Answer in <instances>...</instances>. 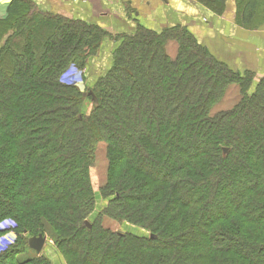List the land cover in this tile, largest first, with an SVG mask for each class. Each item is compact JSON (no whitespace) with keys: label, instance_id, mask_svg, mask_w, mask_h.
I'll return each mask as SVG.
<instances>
[{"label":"trees","instance_id":"1","mask_svg":"<svg viewBox=\"0 0 264 264\" xmlns=\"http://www.w3.org/2000/svg\"><path fill=\"white\" fill-rule=\"evenodd\" d=\"M197 1L221 13L225 0ZM256 2L241 1V24L252 22ZM38 15L30 0H10L0 19V219L10 217L29 237L49 229L68 264H264V76L233 108L210 114L228 83L249 79L180 24L160 32L139 27L117 46L85 113L81 89L60 78L94 55L109 32ZM171 40L178 43L174 59L166 52ZM102 140L109 168L101 190L116 194L103 212L143 224L151 237L115 236L101 216L84 226L94 207L87 170ZM136 156L154 172L159 163L174 164L162 176H144ZM174 178L188 188L174 190ZM135 190L146 201H135ZM20 248H28L21 235L0 253V264H51L17 258Z\"/></svg>","mask_w":264,"mask_h":264},{"label":"rangeland","instance_id":"2","mask_svg":"<svg viewBox=\"0 0 264 264\" xmlns=\"http://www.w3.org/2000/svg\"><path fill=\"white\" fill-rule=\"evenodd\" d=\"M180 1H182L183 3L194 4L196 6V11H194L191 8H183V7L181 10L177 7V5H178L177 3L175 4L174 2H172V4L175 6V11L173 12V14H175L181 20V24H180L181 27H179V28H184L185 30H187V32H189V34H191V36L196 40V42L203 47H205V45L202 42V40H200L199 35L195 33L194 26L201 24L202 21H204L206 18L211 21L209 14H214L216 16H222V15L223 16H225V15L229 16L230 15L229 13H232V17L230 19H233L234 22L238 26L241 23L239 20L240 13H238V10H239V4H241L242 0H225L224 5H223V11L221 13L214 12L213 10H211L210 7L203 5L202 3H200L197 0H180ZM256 1L257 2H256V6H255V14H256V16H258V22L257 23L253 22V24H250V25L247 24L246 25L247 27L259 25L264 21V0H256ZM257 7H258V12L256 13ZM40 15H43V14L39 13L38 16H40ZM212 18H215V17H212ZM225 23H226L225 21L217 20L216 24H214V22L212 20V24H214V26L216 25L217 27H220V28H223V27L225 28ZM175 25L176 24H172L169 26L166 25V26L161 27L160 30L156 31L154 29H151V28L144 26L143 24H139L138 22L133 20V23H131V27L129 28L128 32H125L122 34H117L114 37H112L111 34L109 33V35L107 34L104 37V38L108 37L110 39H114V45L112 47L110 45V49L108 48V51L106 52V54L104 56H102V54H101L102 53L101 50H103V45L101 46V44H102V41L105 39L102 38L101 43H100L99 48L96 51V53L94 55L87 57L84 64L80 67H77L76 71H74L73 73H70L71 68L66 69L65 72L62 74L60 81L63 83H66V84L69 82L68 79L65 77V75L67 73L69 75H71L72 80L77 81L75 83V85H77L78 88L81 89V93L83 94L79 108L81 109L82 112L87 113L92 109L93 105L95 104V102L91 99L90 95H88L87 92L89 89L93 90V91L97 89L96 83L100 82V78L103 75H105L106 71L112 65L113 56H114L113 53L116 50L117 46L121 43V41L124 40L125 35L134 33L135 31H137V29L139 27L151 29V30H154L156 32H160L165 27H172L173 28ZM209 27L211 28L212 26L210 25L208 27H205V26L199 25L198 30H203L202 33H204L207 31V29H209ZM176 31H178V30L176 29ZM215 41H216L217 46L221 45V42L218 39H216ZM169 42H171L172 45L173 44L175 45V50H176L175 53L177 54L178 43L175 40H171ZM169 42H167L168 45H169ZM1 46H2V42L0 41V47ZM168 48L173 49L170 46ZM249 49H251V47H249ZM206 50L214 59L225 64L228 69H230L231 71H236L234 69L235 68V62L232 61V57L229 58L228 62L221 61L217 58V56L215 54H213V52H211L207 48H206ZM176 54H175V56H176ZM97 56H100V57L97 58ZM175 56H173V57L169 56V57L171 59H174ZM250 61L251 62H248V65H246V66H251L253 69L252 68H245L243 70L242 68H240L241 69L240 71H236V72L240 73L244 78L249 79L248 82L245 83L243 86H241V84L238 82L228 83L224 88V91H223L221 98L218 99V101H216L215 103L211 104L210 114H215L219 111H225V110H229V109L233 108L237 103L240 102V99L243 97L244 94L250 95L255 91V89L257 88V85L259 83V79L262 76H264V73L255 72L256 71V67H255L256 63L252 60H250ZM68 67H70V66H68ZM207 71L209 72V70H207ZM0 118H1L0 123H2L3 116L0 115ZM132 145L133 144H131V146ZM158 160L159 159H155V162L157 163ZM132 162H133L134 167L136 168V170L139 173L144 171V176H147V174L151 175V174L156 172L158 177L164 175L166 173L165 170H168L170 168V165L174 164L173 162H171L170 164L166 163L165 165H164V163H159V169L154 172L155 168L152 164H150L149 162H145V161L140 162V160H138L137 156L135 157V159L134 158L132 159ZM108 168H109V159L106 156V145L103 142V140L98 141L96 148L94 149L93 159L89 163L88 170H87L91 190H92V193L94 196V205H93L94 207H93L91 213L85 217L84 226L88 227V225H87L88 223L91 224L92 222H95V219L98 216H101L102 227L104 229L108 230L109 232H112V234H114L115 236L116 235L121 236V235H125V234H131V235L138 236V237H140V236L145 237V238L151 237L150 233H152V230H150L149 228H146L145 226H143V224L132 223V222H129L128 220H115L109 214H105L103 212L105 209L108 208L110 201H112V199H114V197L116 196L115 193L114 194L111 193L113 190L110 191V194H108V195H104L103 191L101 190L102 185L106 182V179L108 176ZM163 169H165V170H163ZM174 171L175 170H173V172ZM170 174H171V171H170ZM167 177H168L169 183H174V181L172 180L173 178L171 179V178H169V176H167ZM147 179L148 178H146V180ZM174 180H175V186H177L176 189L173 187L174 190H178V191L183 192V189L188 188L187 187L188 185L186 183H184L183 181L176 180L175 178H174ZM169 183H167V181L164 182V184H165L164 187H166V188L168 186L170 187ZM130 194H133L135 196V198H134L135 201H146V199L143 198L142 190L141 191H136V190L131 191ZM212 209H214V208L210 207V206L207 208L208 212L211 211ZM135 210H137V209H135ZM8 219H11V218L10 217L1 218L0 223H3L5 220H8ZM11 220H13V219H11ZM199 220H201V219L199 218ZM15 226H16V223H8V224H5L4 227H0V242H3L4 244H8V241L3 240V238L5 236H7L9 233L14 234V242L11 244H8V247H4V248L0 249V253L5 251L6 248H9L12 246L14 247L15 244H17L18 238L20 235L23 237V239L28 240L29 233L27 234L23 231L21 233H18L15 229ZM46 227H44V228L46 229ZM48 228H50V227L48 226ZM199 229L204 230L205 229V223L201 224ZM41 235L43 237H45V242H44L42 249L39 252H36L34 249H32L30 247L20 248L23 251L17 254V258L26 259V258L43 257L45 260H48L51 264H68V262L64 259L65 257H63L61 251L56 246L57 244L55 243V240H54L55 237H54L53 232L50 231L49 229H46L44 231V233H41ZM221 240H222V242L226 241L225 239H221ZM214 245H216V244H214ZM69 246H71L70 248H72L74 246V243H70ZM216 246H218V245H216ZM110 247H111L110 245H107V248L109 250L111 249V252L112 251L114 252V250H118V249H114V248H116L115 246L112 248H110ZM80 251H81L80 252L81 254H82V252L85 254L88 251V249H86V250L82 249ZM125 254H127V252ZM115 256L117 257V255H115ZM205 261H206V263L210 262V258H208V259L205 258Z\"/></svg>","mask_w":264,"mask_h":264},{"label":"crops","instance_id":"3","mask_svg":"<svg viewBox=\"0 0 264 264\" xmlns=\"http://www.w3.org/2000/svg\"><path fill=\"white\" fill-rule=\"evenodd\" d=\"M36 13L61 15L71 19H78L88 23L96 24L107 30L112 37L117 34L128 32L133 20L139 24L160 30L163 26L172 24H181V20L173 12L177 7L191 8L196 11L194 4L183 3L180 0H30ZM179 1V2H178ZM10 0H0V19L7 15V6ZM129 9V10H128ZM192 12V11H191ZM258 7L256 8V13ZM227 16H216L209 14L211 21L205 19L200 26H212L207 29V33L198 30L199 25H195V33L199 35L200 40L205 47L213 52L221 61L228 62L232 57L235 62V70L240 71L242 68H252L248 65L250 60L254 61L256 71L264 73V21L252 27L247 24L234 22L232 13ZM215 17V18H212ZM217 20L225 21V28L217 27ZM258 22V16L253 18L248 25ZM102 56L106 54L108 48L114 45V39L104 38ZM216 39L221 42L220 46L216 45ZM173 49H169L168 47ZM251 47V49H249ZM100 51V52H101ZM99 52V53H100ZM166 52L169 56H175V45L169 42L166 44ZM100 56H97V58ZM253 69V68H252Z\"/></svg>","mask_w":264,"mask_h":264},{"label":"water","instance_id":"4","mask_svg":"<svg viewBox=\"0 0 264 264\" xmlns=\"http://www.w3.org/2000/svg\"><path fill=\"white\" fill-rule=\"evenodd\" d=\"M88 95L91 96V99L96 103L97 99L94 95V93L91 90H88ZM224 153L227 152V148H223ZM45 242V237H43L41 234H38L37 236L29 237L27 240L28 247L34 249L36 252H39Z\"/></svg>","mask_w":264,"mask_h":264},{"label":"clouds","instance_id":"5","mask_svg":"<svg viewBox=\"0 0 264 264\" xmlns=\"http://www.w3.org/2000/svg\"><path fill=\"white\" fill-rule=\"evenodd\" d=\"M8 223H16V222L11 220V219H8V220H5L3 223H0V227H4L5 224H8ZM3 240L8 241V244L13 243L14 242V234L13 233H9L7 236H5L3 238ZM8 244H4L3 242H0V249H2L4 247H8Z\"/></svg>","mask_w":264,"mask_h":264},{"label":"built area","instance_id":"6","mask_svg":"<svg viewBox=\"0 0 264 264\" xmlns=\"http://www.w3.org/2000/svg\"><path fill=\"white\" fill-rule=\"evenodd\" d=\"M74 71H76V69L75 68H73V67H71V69H70V73H73ZM65 77L68 79V83H73V84H75L77 81H75V80H72V78H71V75H69L68 73L65 75Z\"/></svg>","mask_w":264,"mask_h":264}]
</instances>
